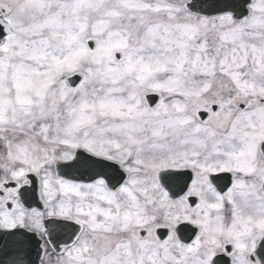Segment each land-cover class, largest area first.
<instances>
[{"label":"snow or ice","instance_id":"6c2138e0","mask_svg":"<svg viewBox=\"0 0 264 264\" xmlns=\"http://www.w3.org/2000/svg\"><path fill=\"white\" fill-rule=\"evenodd\" d=\"M0 264H264V0H0Z\"/></svg>","mask_w":264,"mask_h":264}]
</instances>
